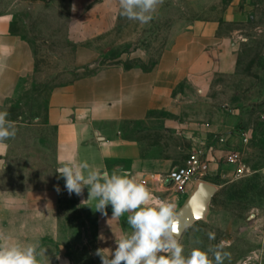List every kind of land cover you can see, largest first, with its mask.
<instances>
[{"label": "rangeland", "instance_id": "obj_1", "mask_svg": "<svg viewBox=\"0 0 264 264\" xmlns=\"http://www.w3.org/2000/svg\"><path fill=\"white\" fill-rule=\"evenodd\" d=\"M238 1L239 20L227 13L234 0H164L151 22L141 24L119 14L118 0H0V12L13 13V29L31 40L37 59L25 94L11 110L16 135L0 153V233L10 243L46 249L40 264H60L64 255L73 264L99 258L95 218L75 193L68 194L56 172L55 128L45 118L50 91L101 65L151 68L181 25L216 21L232 41L236 69L211 73L201 84L183 80L177 119L228 125L229 130L215 132L220 142L231 130L242 133L229 138V148L217 147L218 169L207 177L217 193L207 217L190 226L180 243L186 256L193 249L214 248L229 254L223 264H244L245 257L253 264L264 215V0ZM157 116L135 132L146 150L159 152L151 156L180 164L199 147L196 143L204 142L167 126L174 114ZM231 152L239 153L238 164L228 161ZM167 191L165 196L177 198L176 213L190 193Z\"/></svg>", "mask_w": 264, "mask_h": 264}, {"label": "crops", "instance_id": "obj_2", "mask_svg": "<svg viewBox=\"0 0 264 264\" xmlns=\"http://www.w3.org/2000/svg\"><path fill=\"white\" fill-rule=\"evenodd\" d=\"M238 3V0H234L229 7V18L232 15L234 19L243 18ZM13 23L12 12H0V108L9 113L8 119L11 121H15L11 110L19 105L26 92L29 76L37 67L31 40L22 32L14 30ZM231 42L230 38L219 32L218 22L196 21L181 25L151 68L101 65L72 82L55 85L48 97L45 118L47 124L55 128L58 164L75 160L86 162L91 169L107 171L109 174L114 169L127 171L139 181L146 176L148 182L144 185L153 197L167 201L173 194L169 193V197L164 195L168 188L159 179L165 177L175 165L170 159L151 156L159 152L146 150L135 138V132L148 127L158 119L160 113H166L175 115L167 119V126L181 129L184 138L187 136L204 141L196 145L209 148L215 159L212 172L216 171L219 165L217 147L229 148V138L233 139L242 130L222 134L224 140L220 142L214 139L217 136L215 132L229 130L228 125L200 123L196 120L184 123L177 119L182 102L177 90L185 79L194 85L203 83L207 75L216 71L234 72L236 54ZM209 142H213L211 147ZM5 148L0 147V153ZM75 198L95 218L94 234L98 248L114 250L115 239L132 231L127 223L128 213L112 218L111 205L106 208L107 216L96 211V201H87V187L81 196L75 194ZM171 198V203L175 205L177 198ZM260 220V241L252 256L255 257L253 264H264V215ZM101 234L104 240L99 239ZM60 261V264H73L65 255ZM242 261L244 264L252 262L250 257ZM84 264H101V260L97 258Z\"/></svg>", "mask_w": 264, "mask_h": 264}, {"label": "clouds", "instance_id": "obj_3", "mask_svg": "<svg viewBox=\"0 0 264 264\" xmlns=\"http://www.w3.org/2000/svg\"><path fill=\"white\" fill-rule=\"evenodd\" d=\"M163 3L164 0H118L119 14L147 24ZM71 10L76 11L75 4ZM8 116L7 111H0V147L6 146L4 142L16 135L14 122ZM56 172L64 178L69 195L81 196L87 187V201L95 200L96 211L102 215L107 216L108 205L112 207V218L129 214L127 223L132 231L115 239L114 250L98 248L95 251L101 264H223L229 256L214 248L193 249L186 256L179 240L175 205L154 198L151 191L127 171L114 169L109 174L91 169L86 162L68 160L60 163ZM55 190L59 193V186ZM208 235L209 239L215 238L214 233ZM10 239L0 233V264H40L38 257L45 256L46 249L39 248L36 243H10ZM99 239L104 240L103 234ZM209 252L214 261L209 258Z\"/></svg>", "mask_w": 264, "mask_h": 264}, {"label": "built area", "instance_id": "obj_4", "mask_svg": "<svg viewBox=\"0 0 264 264\" xmlns=\"http://www.w3.org/2000/svg\"><path fill=\"white\" fill-rule=\"evenodd\" d=\"M227 159L231 163L238 164L239 153L231 152ZM214 160L209 149L195 148L182 163L173 166L167 175L159 180L164 181L167 188L174 193H191L199 181H208L207 177L212 173ZM140 182L146 184L148 182L146 176Z\"/></svg>", "mask_w": 264, "mask_h": 264}, {"label": "water", "instance_id": "obj_5", "mask_svg": "<svg viewBox=\"0 0 264 264\" xmlns=\"http://www.w3.org/2000/svg\"><path fill=\"white\" fill-rule=\"evenodd\" d=\"M217 190L218 186L212 182L201 180L197 183L187 200L176 211L175 219L179 240L196 221L207 217Z\"/></svg>", "mask_w": 264, "mask_h": 264}]
</instances>
